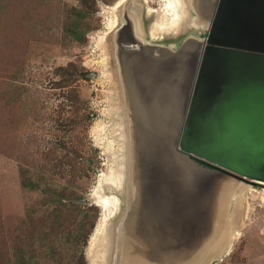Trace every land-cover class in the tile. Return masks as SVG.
I'll use <instances>...</instances> for the list:
<instances>
[{
  "label": "rangeland",
  "instance_id": "rangeland-1",
  "mask_svg": "<svg viewBox=\"0 0 264 264\" xmlns=\"http://www.w3.org/2000/svg\"><path fill=\"white\" fill-rule=\"evenodd\" d=\"M118 3L0 0V264H91L94 232L111 215L98 198H124L101 182L126 140L106 53ZM149 6L158 1L143 5L150 34ZM187 32L146 39L178 44ZM228 180L243 189L230 199L239 223L213 264H264V182Z\"/></svg>",
  "mask_w": 264,
  "mask_h": 264
},
{
  "label": "water",
  "instance_id": "water-1",
  "mask_svg": "<svg viewBox=\"0 0 264 264\" xmlns=\"http://www.w3.org/2000/svg\"><path fill=\"white\" fill-rule=\"evenodd\" d=\"M205 24L207 35L203 39L197 38L194 31L188 36L181 33L178 44L162 42L169 48L166 56L170 57L192 37L196 54L186 100L175 115L173 145L179 154L207 174L232 177L248 184L264 182V0H213ZM122 85L125 91L130 90L129 82L120 77L119 86ZM125 96L124 103L129 105L131 96L128 92ZM133 105L127 108L131 114L127 118L130 132L126 145L122 146L127 151L126 161L121 163L125 170L122 174L124 206L96 236L89 261L91 264L215 263L228 248L222 247L223 240L220 242L224 236L219 231L222 221L218 219L217 225L215 221H207L213 213L207 209L201 212L202 229L193 235L190 248L179 249L172 244L173 239H166V233H162L166 226L160 224L161 233L149 242L153 246L159 241L160 245L143 247L137 256L131 253L132 236L125 237L122 230L127 228L130 234L138 230L129 217L131 206L144 200L139 196L141 181L137 161L142 156L150 159L166 155L159 153L158 145L152 148L143 144L148 140L155 143L156 133L147 128L143 119L133 118V112L137 111ZM173 172L170 178L164 176V180L172 190H178V186L173 188L179 175ZM230 242L231 238L229 245Z\"/></svg>",
  "mask_w": 264,
  "mask_h": 264
},
{
  "label": "bare ground",
  "instance_id": "bare-ground-1",
  "mask_svg": "<svg viewBox=\"0 0 264 264\" xmlns=\"http://www.w3.org/2000/svg\"><path fill=\"white\" fill-rule=\"evenodd\" d=\"M151 1H158V6L156 8L147 7L146 13L155 15L149 28V34L141 21L144 14L143 5ZM212 1L120 0V3L114 7L118 21L113 15L114 21L112 22H117V27L108 35L106 53L110 57L112 56L109 57L113 62L110 64L114 65L113 69L110 68V73L115 74L118 85L120 77L130 84V90L127 91L123 85L119 86L121 99L119 110L121 109L124 118L125 139L129 137L127 133L129 135L130 132H128L127 118L131 114H128L130 112L127 108L133 103L137 109L135 114L133 112V118L143 119L147 128L151 129L152 133H156L155 143L148 140L144 141L143 144L146 147L158 145L160 147L156 148L159 153L166 154L164 157L158 155L156 158L150 159H143L142 156L137 161L139 181H141L139 196L143 197L144 200L137 206L133 203L129 217L136 224L138 230L131 234L127 228L124 229L125 231L122 230L125 237H127L126 234L132 236L134 242L132 241L130 250L135 256L142 253L143 247L160 245L159 241H156L157 245L153 246L149 243L151 238L154 239L155 235L161 233L160 224L166 226V231L162 233H166V239H173L172 244L178 245L179 249L181 247L190 248V242L194 239L193 235L195 236L196 231L202 229L200 216L205 209L213 212L209 214L211 217L207 221H215L216 225L219 214V219L222 221L219 220V222L223 224L220 230L223 229L226 234L222 239V247L228 248L229 240L233 235V228L239 223V214H234L233 200L230 199L241 195L243 189L239 188L236 183L238 187L236 185L235 187L228 179L234 182L237 180L232 179V177L207 174L202 168L191 164L188 157L179 154L180 152L173 145L175 115L186 100V89H188L192 77V67L196 56L195 47L191 44L193 42L192 37H188L177 54L170 57L166 56L168 55L166 51H170L168 47L163 45L164 43L159 42L157 45L155 44L157 42L154 43L146 39L148 34L152 39H159L164 35L174 37L186 29L191 33L203 30L206 27L204 25L207 23ZM188 34L189 32L186 35L188 36ZM126 92L132 100L129 105H126L123 100L126 97ZM122 125L120 126L122 127ZM126 152V149L125 151L121 150L119 154L121 156L118 159L119 155H117L110 176L104 177V180L101 181L111 184L110 187L114 191L121 192L123 190L122 174L125 170L121 163L126 161ZM166 158L169 161H166ZM168 166L172 171H175V173L173 172L174 175H179L175 179L176 184L173 188L178 186V190L175 189L177 191L172 190L171 186L164 180L165 177L170 178L171 176L172 171ZM131 169L134 167L132 166ZM179 172H183V174H179ZM213 194L217 197L211 196ZM112 195L117 196L116 194ZM108 199L106 195L98 198L104 214L106 215L109 211L111 215L107 214L104 223L100 220L101 224L97 226L94 232L96 236L104 229L108 219L116 218L124 206V201L120 197H113V203H108ZM187 199L190 201L186 202ZM167 202H169V206ZM221 204H225L226 207L222 209L223 205L221 206ZM220 211H224V216L219 213ZM167 221L168 223L172 221V223L168 225ZM148 256H150L149 253Z\"/></svg>",
  "mask_w": 264,
  "mask_h": 264
}]
</instances>
